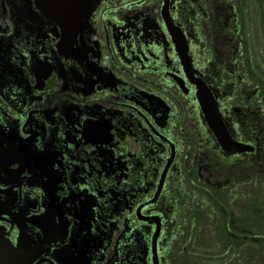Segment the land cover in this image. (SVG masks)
<instances>
[{
	"label": "flooded vegetation",
	"instance_id": "af4514ba",
	"mask_svg": "<svg viewBox=\"0 0 264 264\" xmlns=\"http://www.w3.org/2000/svg\"><path fill=\"white\" fill-rule=\"evenodd\" d=\"M248 1L0 0V227L47 219L33 264H184L208 198L264 176Z\"/></svg>",
	"mask_w": 264,
	"mask_h": 264
},
{
	"label": "trees",
	"instance_id": "16d2710c",
	"mask_svg": "<svg viewBox=\"0 0 264 264\" xmlns=\"http://www.w3.org/2000/svg\"><path fill=\"white\" fill-rule=\"evenodd\" d=\"M242 194L226 189L208 198L207 212L185 233L184 264H264V176L253 171Z\"/></svg>",
	"mask_w": 264,
	"mask_h": 264
},
{
	"label": "water",
	"instance_id": "95a60500",
	"mask_svg": "<svg viewBox=\"0 0 264 264\" xmlns=\"http://www.w3.org/2000/svg\"><path fill=\"white\" fill-rule=\"evenodd\" d=\"M206 98L200 99L201 107L206 116L207 123L211 130L215 133L221 145L228 151L234 153L251 150L250 147L241 146L233 141L223 119L220 117L216 104L213 101H207ZM19 213H16L15 217H18ZM21 218H24L20 232L21 236L17 243H13L9 238L5 230L0 227V264H33L38 256L37 242L30 236L32 226L39 228L41 223L47 224V219L25 220L26 213L20 214Z\"/></svg>",
	"mask_w": 264,
	"mask_h": 264
},
{
	"label": "rangeland",
	"instance_id": "374dc122",
	"mask_svg": "<svg viewBox=\"0 0 264 264\" xmlns=\"http://www.w3.org/2000/svg\"><path fill=\"white\" fill-rule=\"evenodd\" d=\"M249 33L248 44L255 50L264 72V0H249L247 4ZM257 65V62H256Z\"/></svg>",
	"mask_w": 264,
	"mask_h": 264
}]
</instances>
